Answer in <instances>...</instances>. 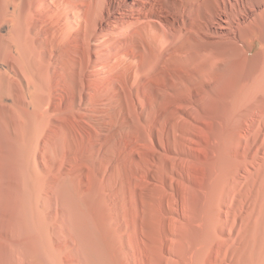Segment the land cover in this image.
Segmentation results:
<instances>
[{
    "label": "bare ground",
    "instance_id": "6f19581e",
    "mask_svg": "<svg viewBox=\"0 0 264 264\" xmlns=\"http://www.w3.org/2000/svg\"><path fill=\"white\" fill-rule=\"evenodd\" d=\"M0 264H264V0H0Z\"/></svg>",
    "mask_w": 264,
    "mask_h": 264
}]
</instances>
